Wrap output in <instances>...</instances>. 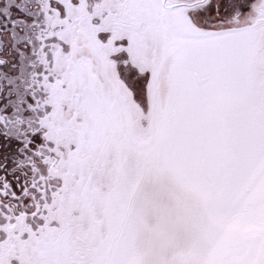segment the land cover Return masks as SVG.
<instances>
[{
  "label": "snow or ice",
  "instance_id": "obj_1",
  "mask_svg": "<svg viewBox=\"0 0 264 264\" xmlns=\"http://www.w3.org/2000/svg\"><path fill=\"white\" fill-rule=\"evenodd\" d=\"M0 264H264V0H0Z\"/></svg>",
  "mask_w": 264,
  "mask_h": 264
}]
</instances>
